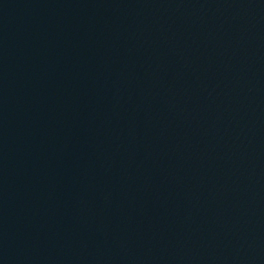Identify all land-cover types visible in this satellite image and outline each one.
<instances>
[{
  "label": "water",
  "instance_id": "95a60500",
  "mask_svg": "<svg viewBox=\"0 0 264 264\" xmlns=\"http://www.w3.org/2000/svg\"><path fill=\"white\" fill-rule=\"evenodd\" d=\"M0 264H264V0H0Z\"/></svg>",
  "mask_w": 264,
  "mask_h": 264
}]
</instances>
